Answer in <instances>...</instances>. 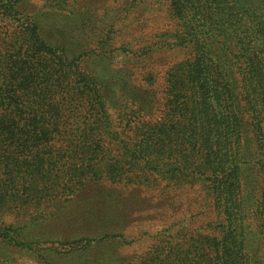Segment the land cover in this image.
<instances>
[{
	"label": "trees",
	"instance_id": "trees-1",
	"mask_svg": "<svg viewBox=\"0 0 264 264\" xmlns=\"http://www.w3.org/2000/svg\"><path fill=\"white\" fill-rule=\"evenodd\" d=\"M16 1L0 7V23H15L27 49L21 63L0 42V210L13 198L85 187L92 176L115 180L132 169L182 176L203 186L209 234L187 238L180 256L164 252L143 264H264V0H139L167 6L173 26L158 44L190 55L166 72L158 121L134 124L133 113L151 114L159 101H138L124 82V126L115 124L100 83L49 44ZM76 1L84 18L87 2ZM251 222L262 254L249 244ZM6 240L34 243L0 232Z\"/></svg>",
	"mask_w": 264,
	"mask_h": 264
},
{
	"label": "rangeland",
	"instance_id": "rangeland-1",
	"mask_svg": "<svg viewBox=\"0 0 264 264\" xmlns=\"http://www.w3.org/2000/svg\"><path fill=\"white\" fill-rule=\"evenodd\" d=\"M85 2L90 10L84 18L76 0H17L12 5L39 25L49 44L63 50L68 60L78 59L83 72L100 83L116 125H125L121 93L128 80L138 101L153 95L159 101L151 114L149 109L143 116L133 113L134 124L158 121L166 72L190 55L189 50L158 44L157 36L173 26L167 6L148 7L139 0ZM8 22L0 23V42L10 43L23 63L27 49L16 40L19 28ZM144 78H152L151 89ZM129 176H92L82 188L73 185L31 201L13 198L0 210V232L22 244L34 243L0 242V264H143L164 252L180 256L187 238L209 234L206 224L213 214L203 207L206 193L199 182L182 176L161 179L134 169ZM134 178L143 184H133ZM249 224V244L262 254L256 223Z\"/></svg>",
	"mask_w": 264,
	"mask_h": 264
}]
</instances>
